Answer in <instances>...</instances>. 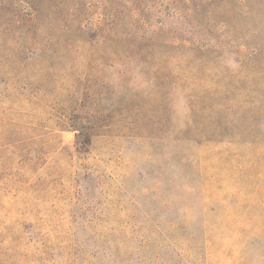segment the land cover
Masks as SVG:
<instances>
[{
	"label": "rangeland",
	"instance_id": "rangeland-1",
	"mask_svg": "<svg viewBox=\"0 0 264 264\" xmlns=\"http://www.w3.org/2000/svg\"><path fill=\"white\" fill-rule=\"evenodd\" d=\"M0 264H264V0H0Z\"/></svg>",
	"mask_w": 264,
	"mask_h": 264
}]
</instances>
